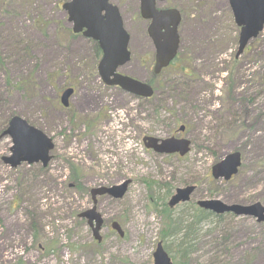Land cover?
Masks as SVG:
<instances>
[{"label": "rangeland", "instance_id": "374dc122", "mask_svg": "<svg viewBox=\"0 0 264 264\" xmlns=\"http://www.w3.org/2000/svg\"><path fill=\"white\" fill-rule=\"evenodd\" d=\"M67 1L0 0V264H152L159 242L173 264L181 262L180 243L186 264H264V226L252 219L211 218L184 236L197 202L264 208V28L235 58L239 30L226 0H172L184 13L178 61L152 78L153 48L137 1L110 0L130 37V62L118 72L152 83L155 95L144 101L94 75L96 54L69 33ZM160 7L171 8V0ZM65 88L74 90L66 109L59 103ZM10 115L52 140L46 168L3 165L11 143L1 128ZM179 126L191 143L185 157L143 147V137L167 139ZM233 152L242 158L238 174L212 181L211 167ZM127 180L122 199H97L96 243L78 218L91 207L89 192ZM186 186H195L190 201L168 210Z\"/></svg>", "mask_w": 264, "mask_h": 264}, {"label": "water", "instance_id": "95a60500", "mask_svg": "<svg viewBox=\"0 0 264 264\" xmlns=\"http://www.w3.org/2000/svg\"><path fill=\"white\" fill-rule=\"evenodd\" d=\"M162 0H139L140 15L149 21L147 35L155 50V62L152 69L158 75L162 69L167 68L175 58L178 48L177 27L179 25L178 13L171 10L156 11L155 2ZM231 9L234 23L240 28L236 58L239 57L248 42L255 39L264 26V0H227ZM67 16V23L71 26L74 35L81 34L83 38L97 43L102 57L97 66L98 75L107 87L119 88L123 93L135 98L149 99L153 95L152 89L139 81L122 76L116 71L127 64L130 54L127 50L129 36L123 29L121 17L116 7L109 4V0H69L61 6ZM264 84V77H263ZM73 90L67 89L60 96V104L68 107ZM183 127L179 132H183ZM2 137L10 140V156L1 158V162L10 169L21 164L27 166L40 164L46 168L50 162L49 153L53 144L41 131L29 126L20 117H12L2 133ZM147 150L158 155H174L184 157L189 152L190 143L185 139L157 140L150 137L142 139ZM241 158L238 153L225 156L219 163L211 168L213 180L229 181L235 176L240 167ZM129 181L108 188L99 187L90 191L92 207L80 214L79 219L85 220L90 228L92 237L100 242L99 232L102 226L101 216L96 212V198L107 196L113 200H120L127 191ZM193 186L177 189L168 202L169 208L189 201L194 192ZM197 207L214 215L232 214L235 217H246L264 223V208L258 204L249 206L225 205L218 200L197 202ZM110 228L120 237L122 233L117 223L113 222ZM153 264H171L170 258L164 252L160 243L152 255Z\"/></svg>", "mask_w": 264, "mask_h": 264}, {"label": "trees", "instance_id": "16d2710c", "mask_svg": "<svg viewBox=\"0 0 264 264\" xmlns=\"http://www.w3.org/2000/svg\"><path fill=\"white\" fill-rule=\"evenodd\" d=\"M90 46H91L93 52L95 54H97L98 50H97L96 46L93 43H90ZM28 50L29 49L26 48L25 51L24 50L23 51L25 53L29 54L30 50H29V52H28ZM0 62H1V60H0ZM0 67H1V65H0ZM180 71H182V70H180ZM149 83L151 84V86H153L151 82H149ZM11 117H13V115L8 116L7 119L5 118V123H4V126L1 128V132H3L5 130L6 125H7L8 121ZM77 181H78V179L75 176V173L73 172V182L76 183ZM77 189L81 190L79 183L77 185ZM164 212H166V211H164ZM211 218L213 220H215L217 223H219L220 221L224 220L225 218H232V216H230V215L214 216L210 213L200 211V210L195 208L194 213H193L192 217L190 218L189 222L188 223H187V221L184 222V223H187V225L184 226V232H185L184 236L187 237L188 234L194 233V230L202 221H206V220L211 219ZM182 222H183L182 219H180V220H177L176 222H172V223H175V225H176L175 229H176L182 225ZM181 232L182 231H180L179 233H181ZM179 233H176V234L178 235ZM177 252H178L180 259H181V262H179V264H186L189 251L186 249L184 243H180L178 245V251ZM182 261H183V263H182Z\"/></svg>", "mask_w": 264, "mask_h": 264}, {"label": "flooded vegetation", "instance_id": "af4514ba", "mask_svg": "<svg viewBox=\"0 0 264 264\" xmlns=\"http://www.w3.org/2000/svg\"><path fill=\"white\" fill-rule=\"evenodd\" d=\"M137 1V5H136V7H135V12H136V14L140 17V6H139V2H138V0H136ZM163 2H161V3H156V5H155V9L156 10H159V11H161V10H171V16L173 15V13H178L179 14V17H180V22H179V25H178V27H177V37H178V41H179V43H178V50H177V53H176V57H175V59H174V61L171 63V65H170V67H169V69L173 66V65H175L176 64V62L178 61V55H179V48H180V45H181V34H180V29H181V25H182V17H183V11H181V7H179V6H176L175 4H174V2L171 0V8H161L160 7V4H162ZM113 4V3H112ZM113 5H116L117 6V4H113ZM146 25H148V23H146ZM145 32H146V30H145ZM146 34V33H145ZM73 37H76V38H78V39H81V38H83L82 37V35L81 34H79V35H73ZM146 38L149 40V38H148V36H147V34H146ZM84 39V38H83ZM85 40H87V39H85ZM88 42H90L89 40H87ZM150 41V40H149ZM90 43H92V42H90ZM151 43V42H150ZM93 44L96 46V48H97V50H98V52H97V54H96V57H97V60H96V64L95 65H97V63H98V61L100 60V57H101V52H100V49H99V47H98V45H97V43H94L93 42ZM152 45V44H151ZM152 48H153V46H152ZM95 54V53H94ZM154 59H155V52H154V48H153V51H152V57H151V61H152V65H153V63H154ZM97 71H96V67H95V72H94V75H97V73H96ZM163 72H165V70H163V71H161V73L160 74H162ZM160 76V75H159ZM146 83H148V82H146ZM65 89H67V88H65ZM64 91V90H63ZM74 91V90H73ZM155 93V92H154ZM180 135L178 134V133H175L173 136H169V138L170 137H174V138H180L179 137ZM72 187H74V185L72 186ZM101 198V197H100ZM97 205V204H96ZM96 209H97V207H96Z\"/></svg>", "mask_w": 264, "mask_h": 264}]
</instances>
